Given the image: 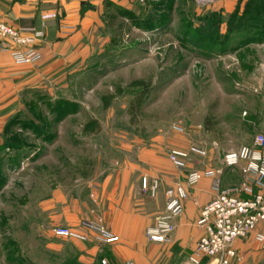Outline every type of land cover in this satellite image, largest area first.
<instances>
[{"label":"rangeland","instance_id":"1","mask_svg":"<svg viewBox=\"0 0 264 264\" xmlns=\"http://www.w3.org/2000/svg\"><path fill=\"white\" fill-rule=\"evenodd\" d=\"M251 5L104 0L101 13H89L84 64L29 83L0 127V264H111L99 253L86 259L76 242L85 240L52 229L79 231L90 220L66 225L64 213L83 192L82 170L115 154L121 125L137 123L144 137L178 131L189 147L205 150L191 151L202 159L215 147L223 160L264 133V23L245 21ZM135 81L148 86L138 108ZM89 119L99 133L86 132ZM235 246L232 264H264L261 242L249 237Z\"/></svg>","mask_w":264,"mask_h":264},{"label":"crops","instance_id":"2","mask_svg":"<svg viewBox=\"0 0 264 264\" xmlns=\"http://www.w3.org/2000/svg\"><path fill=\"white\" fill-rule=\"evenodd\" d=\"M102 1L0 0V19L17 28L43 32V38L37 44L41 57L36 63L18 64L8 52L0 51V127L15 111L20 93L29 83L42 74L61 71L64 67H73L72 71H76L84 64L88 55L81 53L80 38L92 22H89V13L102 12ZM138 126L134 122L121 125L124 132L115 144V154L102 156L104 164L100 167L92 169L89 166L88 171L82 170L79 186L83 192L66 208L65 224L78 226L81 219L96 220L117 237L111 243H104L95 233L79 229L88 235V239L82 243L76 241L77 246L85 249L89 254L86 259L91 261L99 253L111 264L127 261L133 264H180L203 234V228L197 223L200 209L215 191L210 186L211 177H203L197 185L189 187L183 210L175 219V229L168 240L149 241L146 229L163 211L165 191L183 182L188 171L208 168L218 171L221 188L240 186L243 181L240 166H224L219 151L210 147L206 158L190 155L187 167L177 169L168 155L171 149L190 148L186 137L178 131L144 137L134 131ZM98 127L95 133H99V124ZM209 129L206 126V130ZM90 164L92 162L87 161V165ZM143 177H146L148 187L154 178L159 180L154 195L147 185L143 187ZM240 196L247 195L240 193ZM257 232H264V225L259 224L257 231L246 238L259 242L255 237Z\"/></svg>","mask_w":264,"mask_h":264},{"label":"built area","instance_id":"3","mask_svg":"<svg viewBox=\"0 0 264 264\" xmlns=\"http://www.w3.org/2000/svg\"><path fill=\"white\" fill-rule=\"evenodd\" d=\"M41 31L17 28L0 19V51L8 52L15 63H33L41 53L37 47ZM191 151L205 155V150L171 149L169 160L177 169H185ZM222 164L226 167L240 166L243 181L240 186L221 188L218 171L215 169L190 170L183 182L176 183L165 191L164 209L146 229L149 241L165 242L175 229V219L183 210V201L188 196V188L199 183L203 177H211L210 186L215 195L205 203L199 213L197 223L203 228L192 252L180 264H232L237 258L234 242L256 232L258 225H264V133L255 136L252 145H244L224 154ZM146 177L142 185L148 187ZM159 186L154 178L149 185L152 195ZM244 193L247 196H240ZM81 227L91 231L103 242H113L116 236L105 226L94 220H83ZM54 236L77 237L87 240L88 235L69 227L58 226L52 229ZM256 239L264 246V232H257ZM102 264H108L106 259ZM125 264H133L130 261Z\"/></svg>","mask_w":264,"mask_h":264},{"label":"trees","instance_id":"4","mask_svg":"<svg viewBox=\"0 0 264 264\" xmlns=\"http://www.w3.org/2000/svg\"><path fill=\"white\" fill-rule=\"evenodd\" d=\"M250 2L252 4L251 7H249V10H251V12L248 11L249 15L245 17V21L248 23L254 20L258 23L262 22L261 24H263L264 23V0H250ZM235 13L236 14L239 13L238 10ZM133 84L142 87V90L136 96V100H135L136 101L135 108H138L137 106H139L141 102L143 101L144 96L148 90V86L143 81H135V83ZM108 104H109V100L105 103V106H107ZM89 124H93L96 128L93 127V128L88 129L87 127ZM84 128L87 129L86 130L87 133H95L99 129L98 123L95 119H89L88 122L85 124Z\"/></svg>","mask_w":264,"mask_h":264}]
</instances>
